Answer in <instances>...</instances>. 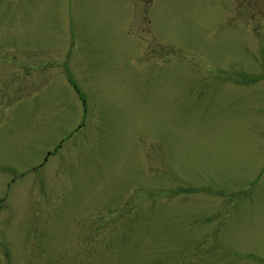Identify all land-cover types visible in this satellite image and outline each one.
Wrapping results in <instances>:
<instances>
[{
  "label": "rangeland",
  "instance_id": "rangeland-1",
  "mask_svg": "<svg viewBox=\"0 0 264 264\" xmlns=\"http://www.w3.org/2000/svg\"><path fill=\"white\" fill-rule=\"evenodd\" d=\"M0 264H264V0H0Z\"/></svg>",
  "mask_w": 264,
  "mask_h": 264
}]
</instances>
